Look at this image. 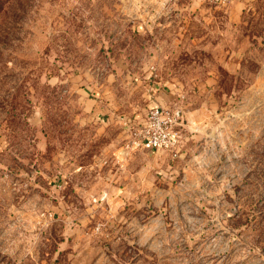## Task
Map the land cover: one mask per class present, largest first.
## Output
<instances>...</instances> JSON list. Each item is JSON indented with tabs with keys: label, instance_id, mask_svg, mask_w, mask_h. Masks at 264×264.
Wrapping results in <instances>:
<instances>
[{
	"label": "rangeland",
	"instance_id": "374dc122",
	"mask_svg": "<svg viewBox=\"0 0 264 264\" xmlns=\"http://www.w3.org/2000/svg\"><path fill=\"white\" fill-rule=\"evenodd\" d=\"M0 264H264V0H0Z\"/></svg>",
	"mask_w": 264,
	"mask_h": 264
},
{
	"label": "built area",
	"instance_id": "2783aa9c",
	"mask_svg": "<svg viewBox=\"0 0 264 264\" xmlns=\"http://www.w3.org/2000/svg\"><path fill=\"white\" fill-rule=\"evenodd\" d=\"M218 6H226L231 0H208ZM183 112L161 106L149 109L141 122L132 123L130 138L125 148L152 152H168L176 155L180 146V130ZM126 124V123H125Z\"/></svg>",
	"mask_w": 264,
	"mask_h": 264
},
{
	"label": "crops",
	"instance_id": "0c3cea01",
	"mask_svg": "<svg viewBox=\"0 0 264 264\" xmlns=\"http://www.w3.org/2000/svg\"><path fill=\"white\" fill-rule=\"evenodd\" d=\"M160 95L165 96V92L161 91ZM196 109H198V108L197 107H191V108L185 107L187 116L191 115L192 111H194ZM187 128H189V129L185 131V135L189 139H193L194 137H198L199 139L204 138L206 140H218L219 132H218L217 128H213L210 130H208V129H206V130L193 129L190 126H187Z\"/></svg>",
	"mask_w": 264,
	"mask_h": 264
}]
</instances>
